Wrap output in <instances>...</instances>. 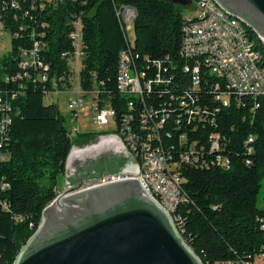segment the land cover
<instances>
[{"label": "trees", "instance_id": "obj_1", "mask_svg": "<svg viewBox=\"0 0 264 264\" xmlns=\"http://www.w3.org/2000/svg\"><path fill=\"white\" fill-rule=\"evenodd\" d=\"M84 1L63 3L43 15L42 20L48 24L43 37L48 47L43 56L51 64V76L65 72L66 61L61 55L71 45L68 22L72 14H80L85 51L82 87L88 90L98 85L109 96L120 124L132 98L116 89L120 52L127 47L117 8L132 6L137 10L135 53L152 58L169 55L180 67L184 8L191 6L193 0ZM247 28L264 57V43L253 29ZM12 45L9 54L0 59V93H17L15 99L8 97L13 107L12 122L6 135L0 134V152L8 156L0 160V183L7 185L5 189L0 187V264H14L40 226L43 211L59 194L60 180L66 174L74 145L89 144L100 135H72L70 120L58 104L45 102L46 85L37 76L7 80L20 72L19 48L30 47L31 39L28 35L12 37ZM254 102L242 97L234 98L230 107L217 103V127L188 132L191 140L199 138L205 143L212 131L219 132L223 138L220 152L230 159L229 166L212 164L210 158V165L205 166L179 163L186 196L176 212L182 221L180 231L204 264H264V208L258 206L264 181V98H259L256 111L251 110ZM171 130L173 142H177L180 132ZM250 136H254L252 153L245 145ZM167 138L166 132V143ZM185 150L177 145L176 160L179 152ZM208 150L209 143L204 152L206 158ZM123 162H117L110 171L119 169Z\"/></svg>", "mask_w": 264, "mask_h": 264}, {"label": "built area", "instance_id": "obj_2", "mask_svg": "<svg viewBox=\"0 0 264 264\" xmlns=\"http://www.w3.org/2000/svg\"><path fill=\"white\" fill-rule=\"evenodd\" d=\"M78 1L85 3L84 0H0V39L6 36L5 30L11 37L28 35L31 39L30 47L19 48L20 72L7 80L17 81L37 76L46 85L45 102L55 101L58 104L61 92L68 91L77 78L75 94L68 104L70 123L79 120L80 113L85 110L84 96L92 94L95 111L93 123L98 127L109 126L111 123L116 125L113 134H100L95 142L83 147L77 146V149L74 145L72 151L84 154L105 147L104 152L125 157L126 165L96 178L93 175L80 176L76 164L67 162L66 177L74 176L76 180L72 183L68 179L67 187L60 190L59 194L78 186L80 180L82 183L79 191L136 178L172 216L181 233L182 221L176 212L180 204L186 201V196L179 163L190 162L201 166L210 165V162L222 166L230 164V159L220 152L223 138L219 132L212 131L207 137V143L199 138L191 140L188 132L196 133L208 126L217 127L216 113L220 111L217 103L230 107L234 98L241 100L246 97L255 101L252 111L260 107L259 98H264V57L259 44L249 32L248 26L230 15L216 0H193L191 6L196 13L185 16L180 48L182 63L176 67L169 55L152 58L135 53L134 39L129 36V30L134 28L137 10L132 6L117 8L127 47L120 52L116 89L119 94L132 98L127 102L128 112L118 124L117 112L109 103V96L96 84L88 90L82 87L85 51L80 14H72L68 22L71 25L68 34L71 45L61 55L66 61L65 72L51 76V64L43 56L48 47V42L43 40L48 26L42 20L43 15L63 3ZM176 68L178 71L173 72L172 69ZM16 94L3 96L0 93L2 136L6 135L12 122L13 107L8 97L15 99ZM170 128L180 132L177 142H173L174 133ZM71 130L72 135L79 132L73 126ZM253 142L254 136L245 142L249 153L254 151L251 145ZM208 143L206 158L204 152ZM177 145L187 148L179 152L178 160L175 158ZM7 157L0 152V160ZM0 187L5 189L7 185L0 183Z\"/></svg>", "mask_w": 264, "mask_h": 264}, {"label": "water", "instance_id": "obj_3", "mask_svg": "<svg viewBox=\"0 0 264 264\" xmlns=\"http://www.w3.org/2000/svg\"><path fill=\"white\" fill-rule=\"evenodd\" d=\"M216 1L264 41V0ZM78 182L45 208L14 264H204L138 179Z\"/></svg>", "mask_w": 264, "mask_h": 264}, {"label": "rangeland", "instance_id": "obj_4", "mask_svg": "<svg viewBox=\"0 0 264 264\" xmlns=\"http://www.w3.org/2000/svg\"><path fill=\"white\" fill-rule=\"evenodd\" d=\"M195 13H196V10L193 8V6H189V7L184 8V15L185 16H191V15H194ZM5 35L6 36L3 39H0V59L4 55L9 54V52L13 48L12 37L7 30H5ZM129 36L132 39H134V37H135L134 28L129 30ZM1 46H2V48H1ZM76 81H77V78L75 79L74 84L71 86V88L67 89L68 91L61 92V94L58 98V101H57L61 113L65 116H67L68 118H69V113H70V109H69V105H68L69 99L71 97H73L75 94V89L77 88ZM84 97H85V110L80 113L79 120H76L74 123H70V125L73 126L74 128L75 127L78 128L79 132H91L94 134H111V133L113 134L116 130V125L114 123H111L109 126H103V127H98L97 125H95L93 123V118L95 116V111L93 109V95L89 94V95L84 96ZM75 146L77 149V146L83 147L84 145L80 146V145L75 144ZM102 148L103 147H98L97 149H92V151L84 153L85 155H84V160H83L82 166L89 163L90 161H92L91 159L88 160L89 157H91L93 159V156L95 154H96L95 155L96 157L100 156L104 152V150H106L105 147L103 149ZM93 150H95V151H93ZM94 152H96V153L93 154ZM98 152L101 154L97 155ZM79 154L80 153H78V154L74 153L73 158L75 155H79ZM110 154H112V153H110ZM115 156H118L119 158H121L120 160H123V159L125 160V157H122L118 154H116ZM93 161H95V160H93ZM68 179L70 181H72V179L66 177V174L64 177L61 178L60 184H59V190H61V191L65 190V188L67 187V180ZM73 182L74 181H72V183ZM59 195L60 194H58V196ZM258 206L260 208H264V181L262 182V187H261L260 193L258 195Z\"/></svg>", "mask_w": 264, "mask_h": 264}, {"label": "crops", "instance_id": "obj_5", "mask_svg": "<svg viewBox=\"0 0 264 264\" xmlns=\"http://www.w3.org/2000/svg\"><path fill=\"white\" fill-rule=\"evenodd\" d=\"M95 142V141H94ZM91 143H93V142H91ZM91 143H89V144H91ZM89 144H86V145H89ZM86 145H84V146H86ZM90 151H92V150H89V152ZM93 151H95V150H93ZM96 152H94L93 154H95ZM101 153H99L98 152V154L97 155H100ZM104 154H105V152H103L100 156H98V157H96L95 155L93 156V159L91 158V157H89L88 158V160L89 159H91L92 161L93 160H96V159H98V158H102V157H104ZM84 155L85 154H79V155H75L74 156V158L71 160V163H74V164H76V168H77V173H79V175L80 176H85V174H87V171L89 170V168H90V166L91 165H89V163H87V164H85V165H83L82 166V163H83V160H84ZM124 160V159H123ZM116 163L117 162H113V164H111V165H109L108 166V168L106 169V170H108V171H110V170H112L114 167L113 166H115L116 165ZM126 163H127V159L125 158V160H124V162L121 164V166L119 167V169H121L122 167H124L125 165H126ZM68 164H69V159H68ZM95 165H93L92 164V168L94 167ZM102 170H104V169H99V171H102ZM118 170V169H117ZM108 171H106V172H108ZM70 179H72V181H75L76 180V178L73 176L72 178H70Z\"/></svg>", "mask_w": 264, "mask_h": 264}, {"label": "flooded vegetation", "instance_id": "obj_6", "mask_svg": "<svg viewBox=\"0 0 264 264\" xmlns=\"http://www.w3.org/2000/svg\"><path fill=\"white\" fill-rule=\"evenodd\" d=\"M121 158H119L118 156H115L114 154H110V153H105L103 158H99L96 159L95 161H90L89 165L92 166L95 165L93 168L90 166L89 170L87 171V174H85L84 177H86L87 175L91 176H99L101 175L102 171H99V169H104V173L108 170H106L108 168L109 165L113 164V162H119ZM88 176V177H89Z\"/></svg>", "mask_w": 264, "mask_h": 264}, {"label": "bare ground", "instance_id": "obj_7", "mask_svg": "<svg viewBox=\"0 0 264 264\" xmlns=\"http://www.w3.org/2000/svg\"><path fill=\"white\" fill-rule=\"evenodd\" d=\"M74 151H72L71 155H70V158H69V162L71 161V159L73 158V155H74Z\"/></svg>", "mask_w": 264, "mask_h": 264}]
</instances>
